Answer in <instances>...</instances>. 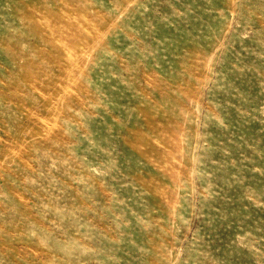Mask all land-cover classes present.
<instances>
[{
  "label": "rangeland",
  "instance_id": "obj_1",
  "mask_svg": "<svg viewBox=\"0 0 264 264\" xmlns=\"http://www.w3.org/2000/svg\"><path fill=\"white\" fill-rule=\"evenodd\" d=\"M0 264H264V0H0Z\"/></svg>",
  "mask_w": 264,
  "mask_h": 264
}]
</instances>
